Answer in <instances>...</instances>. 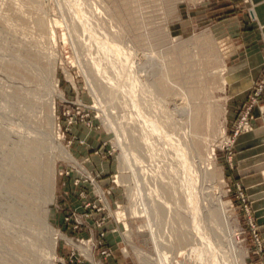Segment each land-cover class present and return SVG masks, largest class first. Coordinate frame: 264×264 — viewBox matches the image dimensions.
<instances>
[{
    "label": "rangeland",
    "instance_id": "obj_1",
    "mask_svg": "<svg viewBox=\"0 0 264 264\" xmlns=\"http://www.w3.org/2000/svg\"><path fill=\"white\" fill-rule=\"evenodd\" d=\"M262 1L0 0V264L13 236L4 228L5 170L28 126L48 152L56 142L70 156L54 155L55 264H264L255 196L227 173L236 142L240 160L254 147L238 142L264 120V86L252 102L264 70L233 121L228 94L229 66L246 40L237 25L264 36ZM38 14L42 30L32 23ZM27 50L49 70L40 100H54L53 120L43 105L26 108L11 95L20 79L13 59ZM175 62L184 65L172 71L180 82L168 76L174 92L162 93L155 75ZM192 80L204 81L219 112L200 134L189 122L200 102L186 91ZM123 150L131 164L120 169Z\"/></svg>",
    "mask_w": 264,
    "mask_h": 264
},
{
    "label": "bare ground",
    "instance_id": "obj_2",
    "mask_svg": "<svg viewBox=\"0 0 264 264\" xmlns=\"http://www.w3.org/2000/svg\"><path fill=\"white\" fill-rule=\"evenodd\" d=\"M32 23H34L38 30H42L45 26L44 20L42 16H39V14L37 17L35 16V18H32ZM22 26L24 25L22 24ZM72 30H76V25H72ZM26 47H28V45ZM31 51H22L23 53H19L16 55L15 59H13L14 62L12 64L17 65L16 70L20 73V79H17L18 85L13 88L11 95L13 98L18 100L20 104L22 103L21 105L24 104L26 108H29L27 105H43L46 109L45 113L48 115L50 120H53L54 100L51 97L40 100V93L44 89L39 87H42L40 81L48 78L50 73L47 68L45 69V67H43L44 63H42V59L40 57L42 55H38V52L37 54L36 52L33 53ZM33 66H36L40 70L38 69L37 71H33ZM91 67L93 66L91 65ZM95 67H97V65ZM183 68L184 65L182 63L175 62L172 63V66L166 68V72L155 73L156 75H154L156 76V79L154 80H156L155 82L157 84L156 89L158 87V91L162 93H170L174 87L172 88L170 83L167 81L168 76H174V79L180 82V75H178V73H172V71H177ZM187 72L188 71L183 72V74ZM45 73L48 74L47 77L43 75ZM90 73L94 76H96V74L103 76L102 72L98 70H92ZM183 80H186V78ZM89 84L92 86V81L89 82ZM187 85L188 87L186 88V91L190 98L193 100H200L199 103L194 102L191 107L189 122L190 127L193 130L191 132L195 134L203 132L206 128L211 126V121H213L212 119L216 118L219 112H217L214 105L208 104L205 99L204 95L207 92L205 90L204 81L200 82L192 80L191 83L188 82ZM53 88L56 91L54 85ZM25 131V134L19 135V141L15 144L13 149L10 150L13 153V158L7 163L8 167L5 170L7 188L9 189L11 196L4 203V211L11 218H9L10 223H7L4 228L7 231L13 230V236L7 244V248L11 252V258L7 259V261L4 259V261L6 264H55L54 259L56 258L57 240L59 237H62V235L55 230L47 220L48 207L54 199L55 192L56 178L54 155H61L67 158H70V156L67 151L61 148V146L56 142H54V146L56 145L57 149L56 154L48 152V150H46V145L44 146L40 138H38V135L33 132V128L28 126ZM124 151L125 150H123L119 165L120 169H124L128 163L129 165L131 164V159L128 153H125ZM131 153V158L134 160V156L132 155L133 153ZM118 181L122 182L126 180L123 176H118Z\"/></svg>",
    "mask_w": 264,
    "mask_h": 264
},
{
    "label": "crops",
    "instance_id": "obj_3",
    "mask_svg": "<svg viewBox=\"0 0 264 264\" xmlns=\"http://www.w3.org/2000/svg\"><path fill=\"white\" fill-rule=\"evenodd\" d=\"M260 14V21L264 22V1L255 5ZM259 26L260 22L257 20ZM239 24V23H238ZM260 29V32L258 31ZM254 25H248L246 28L237 25L238 34L240 37L246 38L241 47L242 51L233 59L229 66L228 78V94L229 108L232 111L231 121L237 118V111L241 106H244L247 97L248 89L253 82L259 79L264 70V36L261 28ZM244 30V31H242ZM234 124V123H233ZM257 131L253 135L241 139L238 142L240 150L253 148L249 155L237 159V142L234 147V164L231 169L227 170L229 178L241 180L248 187V193L255 196V206L257 208V222L261 228V234L264 238V179H258L259 175L252 173L259 172L264 176V120H257ZM246 154V153H243Z\"/></svg>",
    "mask_w": 264,
    "mask_h": 264
},
{
    "label": "built area",
    "instance_id": "obj_4",
    "mask_svg": "<svg viewBox=\"0 0 264 264\" xmlns=\"http://www.w3.org/2000/svg\"><path fill=\"white\" fill-rule=\"evenodd\" d=\"M264 84V83H263ZM259 85V87L256 89V92H255V96L254 97H252L253 98V101L252 102H255L256 101V98L259 96V94L261 93V91H262V89H263V86L264 85ZM246 114H243V116H242V118H241V121H240V124L242 123V122H244V121H247V114H248V111L247 112H245ZM237 133V129H236V132H235V134ZM257 235L255 234V237H256Z\"/></svg>",
    "mask_w": 264,
    "mask_h": 264
}]
</instances>
